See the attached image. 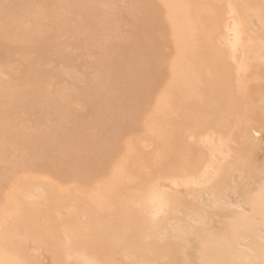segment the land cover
Masks as SVG:
<instances>
[{
  "label": "bare ground",
  "instance_id": "1",
  "mask_svg": "<svg viewBox=\"0 0 264 264\" xmlns=\"http://www.w3.org/2000/svg\"><path fill=\"white\" fill-rule=\"evenodd\" d=\"M0 264H264V0H0Z\"/></svg>",
  "mask_w": 264,
  "mask_h": 264
},
{
  "label": "rangeland",
  "instance_id": "2",
  "mask_svg": "<svg viewBox=\"0 0 264 264\" xmlns=\"http://www.w3.org/2000/svg\"><path fill=\"white\" fill-rule=\"evenodd\" d=\"M143 142H144V140H143ZM145 144V143H144ZM149 144H150V142H149Z\"/></svg>",
  "mask_w": 264,
  "mask_h": 264
}]
</instances>
